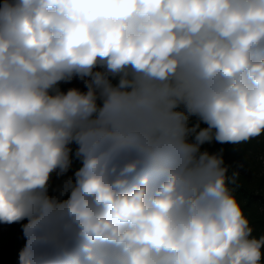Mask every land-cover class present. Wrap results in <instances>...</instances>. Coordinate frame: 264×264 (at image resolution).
Here are the masks:
<instances>
[{"label": "clouds", "instance_id": "clouds-1", "mask_svg": "<svg viewBox=\"0 0 264 264\" xmlns=\"http://www.w3.org/2000/svg\"><path fill=\"white\" fill-rule=\"evenodd\" d=\"M262 135L264 0H0L18 264H264L225 149L203 147Z\"/></svg>", "mask_w": 264, "mask_h": 264}, {"label": "trees", "instance_id": "trees-1", "mask_svg": "<svg viewBox=\"0 0 264 264\" xmlns=\"http://www.w3.org/2000/svg\"><path fill=\"white\" fill-rule=\"evenodd\" d=\"M62 87L66 89V84ZM260 137L263 138L259 141L255 138L236 146L216 143L203 146L210 152H216L221 147L225 149L224 160L225 164L229 165L227 175L231 178L235 173V182L230 183L229 186L235 189V195L241 201L245 215L253 228L252 235L257 238L264 235V173L259 176L249 173L239 166V162L246 151L253 146L264 147V135ZM3 232L9 239V246L2 254L0 253V264H18V253L25 243L21 227L19 224L3 225Z\"/></svg>", "mask_w": 264, "mask_h": 264}, {"label": "rangeland", "instance_id": "rangeland-1", "mask_svg": "<svg viewBox=\"0 0 264 264\" xmlns=\"http://www.w3.org/2000/svg\"><path fill=\"white\" fill-rule=\"evenodd\" d=\"M72 86L82 87L78 81H73L72 84H66V89ZM262 138L256 139L259 141ZM255 146L247 150L240 158L239 166L245 171L259 176L264 173V147ZM8 246L9 239L3 232V225H0V253L2 254Z\"/></svg>", "mask_w": 264, "mask_h": 264}]
</instances>
